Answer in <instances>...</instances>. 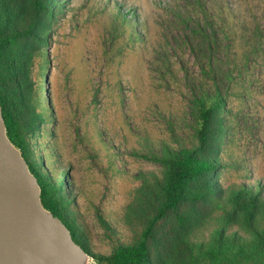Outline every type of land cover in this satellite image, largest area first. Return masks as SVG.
I'll return each mask as SVG.
<instances>
[{
    "label": "rangeland",
    "instance_id": "374dc122",
    "mask_svg": "<svg viewBox=\"0 0 264 264\" xmlns=\"http://www.w3.org/2000/svg\"><path fill=\"white\" fill-rule=\"evenodd\" d=\"M38 1L0 0V31L35 24L46 36L11 45L26 66L29 116L41 117L30 120L29 159L60 186L57 200L84 246L109 255L139 241L160 205L163 169L150 151L194 139L193 88L206 82L194 30L205 20L195 0ZM203 1L246 15L264 36V0ZM219 54L227 131L212 181L218 189L259 183L264 197V47L237 63L231 83ZM219 214L210 204L170 212L152 230L150 264H177L175 239L207 240Z\"/></svg>",
    "mask_w": 264,
    "mask_h": 264
},
{
    "label": "trees",
    "instance_id": "16d2710c",
    "mask_svg": "<svg viewBox=\"0 0 264 264\" xmlns=\"http://www.w3.org/2000/svg\"><path fill=\"white\" fill-rule=\"evenodd\" d=\"M195 4L205 20L204 25L194 31L202 41L198 58L203 63L200 69L206 82H200L193 88L190 115L194 139L190 146L171 148L164 145L159 152L150 151V159L160 163L163 169V178L157 184L161 191L156 194L160 205L139 241L119 244L109 255L89 252L76 236L57 200L60 186L49 183L41 174L38 164L29 159L30 120L41 117L35 114L29 116L32 109L24 98V92L28 89L23 78L26 66L12 52L11 45L18 38L42 43L45 33L35 24L0 31V106L7 136L21 151L31 173L37 178L43 206L66 225L73 240L93 258L95 264H150L149 238L153 228L159 220L184 204H210L212 211L219 210L220 214L216 218L217 226L207 240H195L189 236L175 239L177 264H264V197L259 196L261 185L239 183L218 189L212 181V176L222 167V159L216 155L220 150L217 143L226 134L224 114L228 112L222 85L217 82L216 67L220 58L217 54L220 55L221 51L227 64L221 79L231 83L238 68L237 63L241 62L244 67L250 55L259 54L264 47L263 31L258 26L251 27L246 15L237 17L223 2L211 6L209 2L195 0ZM49 7L44 5L41 9L50 12ZM209 216H202L198 221L202 223ZM101 224L104 225L102 220ZM233 226L237 229L229 232Z\"/></svg>",
    "mask_w": 264,
    "mask_h": 264
},
{
    "label": "water",
    "instance_id": "95a60500",
    "mask_svg": "<svg viewBox=\"0 0 264 264\" xmlns=\"http://www.w3.org/2000/svg\"><path fill=\"white\" fill-rule=\"evenodd\" d=\"M40 195L37 178L7 136L0 106V264H95Z\"/></svg>",
    "mask_w": 264,
    "mask_h": 264
}]
</instances>
